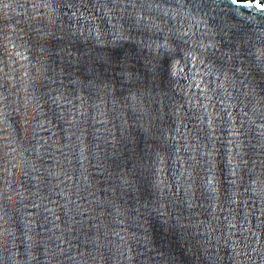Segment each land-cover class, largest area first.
<instances>
[{
  "label": "water",
  "instance_id": "obj_1",
  "mask_svg": "<svg viewBox=\"0 0 264 264\" xmlns=\"http://www.w3.org/2000/svg\"><path fill=\"white\" fill-rule=\"evenodd\" d=\"M0 264H264L254 0H0Z\"/></svg>",
  "mask_w": 264,
  "mask_h": 264
},
{
  "label": "snow or ice",
  "instance_id": "obj_2",
  "mask_svg": "<svg viewBox=\"0 0 264 264\" xmlns=\"http://www.w3.org/2000/svg\"><path fill=\"white\" fill-rule=\"evenodd\" d=\"M244 2L251 5L253 3V0H244ZM233 3H237V0H233ZM254 3H255V7L264 11V2H262V0H254Z\"/></svg>",
  "mask_w": 264,
  "mask_h": 264
}]
</instances>
